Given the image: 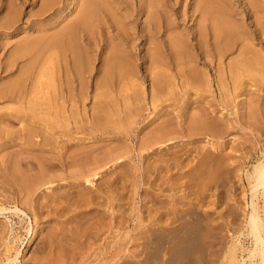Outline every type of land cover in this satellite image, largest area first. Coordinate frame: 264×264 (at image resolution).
Listing matches in <instances>:
<instances>
[{
  "label": "rangeland",
  "instance_id": "rangeland-1",
  "mask_svg": "<svg viewBox=\"0 0 264 264\" xmlns=\"http://www.w3.org/2000/svg\"><path fill=\"white\" fill-rule=\"evenodd\" d=\"M150 1L97 0L99 22L98 26L93 25L91 31L93 46L91 48L84 47L85 43L83 44L77 35L81 46L84 47L83 51L86 54L84 57L91 72L87 76H90L91 79L87 90L89 95L87 105L85 108L78 105L77 112L79 115H76L78 119L75 116L74 118L84 126L83 120L85 121L86 117L90 119L91 114L96 112L94 108L99 100L94 99V96L98 95L99 92L96 93L94 85L99 79L100 72L105 69L104 60L116 50L121 51L126 60L125 64L128 71L130 69L133 73L134 77L132 76L133 78L131 77L129 81L134 84L131 92L134 94L133 96L137 93V98L134 99L129 91L128 95L131 94L132 100L127 105L128 103L124 104L121 96L115 94V91L107 92L105 93L107 96L105 102L107 103L108 118H106L107 121L105 120L104 124L94 127L89 133L75 132L72 124L67 127V130H71L67 134L68 140L65 136H61L62 138L60 137L61 140H59L66 142L68 146L63 151L67 149L66 151L77 156L71 167L66 169L57 167L55 170H48L39 164L44 161L45 163L48 162L51 157L56 158L58 151L52 153L31 152L35 157L29 159L30 163L25 165L21 160L23 157L20 155L22 150L21 133L17 130L22 127L21 124L19 125V116L16 113L19 106L12 102L0 101V117L6 118V116H3L5 112L10 113V116L12 115L11 118H8L11 122L9 128H6L10 136L3 135L4 137L0 138V208L17 207L25 211L32 222L33 231L37 234L35 238L32 234H27L28 219L23 220V217L19 218L17 215L7 214L6 216L9 217V220H7L4 215H0V264L5 262L7 257H14L18 250L17 264H117L124 262V260L125 264L128 261V264H137V256L142 259L139 252L142 249L143 238L149 237L150 230H158L161 222H163L162 225L171 223L169 227L174 229H183L179 231L181 233L185 232L184 234H186L188 232L185 231V225L183 226V224L188 219V212L191 209L188 203L191 205L192 202V206L197 203L202 207L197 204V207L193 206L200 215L206 217L205 228H207V233L204 236L203 232L201 233L202 243L199 241L198 232H195V234L198 233L196 237L193 233L192 235L189 233L187 236V234L180 235L181 233L177 232L179 237L175 232L174 236L170 233L165 239V242H168L167 245L164 242V247L161 248L163 250H161L162 260L167 262L168 257H174L177 258L174 259V263L172 262L173 259L169 258V261L173 264H230L228 258L230 247L237 243L251 248V238L246 237V225L249 214H251L250 204L252 202L248 176L259 161L264 162V0H217V5L220 8L218 14L209 17L208 22L205 23L202 22L200 14L194 12V0H155L153 9L145 7ZM8 2L9 0H0V64L5 62L9 51L13 50L15 44L24 36L35 37L38 33L50 35L54 32V27L68 25L77 13L75 12L72 17H63L54 25H50V21L47 20H43V23L40 24L38 20L41 18L36 15L40 2L37 0H16L19 4L20 21L13 31L6 32L2 27V22L7 11ZM61 2L66 3L67 0H61ZM81 3L82 1L79 2V4ZM140 8H142V11H139ZM252 11L254 12L252 13ZM257 11L259 15H256ZM150 14L157 19V26L170 22L172 24L170 29H173L174 32L170 34L168 32L170 29L167 31L162 30L159 33L160 35L155 37L150 32V28L144 24ZM253 15L255 18L252 17ZM259 22H261V25L258 24ZM217 23L221 24L222 27H231L234 32L233 40L231 39L227 43L224 35L219 33V37L214 42L212 35L219 32L215 28ZM145 30H147L148 35ZM195 32L201 40L200 48L197 47L194 39L197 36ZM175 33L176 35H174ZM199 34H201V37H199ZM260 34L262 35L260 36ZM170 35L172 36L170 37ZM234 36L236 37L234 38ZM181 43L184 46L181 49L180 58L192 59L189 68L191 70L195 69V72L192 73L194 76L189 72L185 74V81L179 77L178 73L189 69L182 66L176 68L171 59V55L179 53ZM171 45L172 49L169 51L168 47L171 48ZM244 46L249 48L250 54H248L247 59L257 61L255 67L260 71L256 74L247 72L244 75L245 70L243 68L237 71V69L231 67L240 58V52ZM3 54L6 55L3 56ZM154 57L161 58V61L166 62V68H163L161 72H167L172 77V87L175 88H167L168 90L166 89L165 93L169 94L164 93V95H168V98L162 96L152 105L149 98L151 77L148 68L152 66ZM262 57L263 59H261ZM256 58L259 60H256ZM16 74L17 70H14L11 74L0 70V86ZM193 77L198 79V82L196 79L194 84L204 83L203 86L194 85L195 87H192L189 82ZM181 82H188L190 85L184 83L186 89L184 85L181 86ZM138 87L143 88V90L141 89L143 92H140ZM197 87L201 89L198 90ZM203 88L205 91H203ZM196 92H199L198 95ZM187 100L190 101L189 106H187ZM114 102L117 103L112 107L111 104ZM166 105L172 107L165 108ZM208 108L213 112H209ZM196 111L198 112L196 113ZM158 114L162 115L161 118ZM174 116L177 118V122ZM14 117H17V119H14ZM168 118H171L172 121ZM215 119H218V121L216 120V122ZM156 121L158 122L156 123ZM148 122L150 123L148 124ZM62 130L61 128L60 131ZM69 140L71 143L67 142ZM157 140H165L163 145L165 144L164 146L167 148H164L163 145L158 147ZM77 142L81 143L78 144ZM167 142L171 146H166L168 145ZM92 144L94 146H90ZM152 148L154 149L153 153L150 152ZM14 150L15 152H12ZM145 151L149 153L147 154ZM185 152L186 154H184ZM158 154L160 155L158 156ZM179 157H182L180 158L181 161ZM172 161H175V163ZM158 163L160 170L156 169ZM176 163L180 166H177ZM98 166H100L97 170L100 179L99 177L97 179L89 177V184L85 182L84 178L88 170ZM106 167L109 168V172H107ZM149 169L152 173H148V171L150 172ZM163 169L165 170L163 171ZM206 170L207 172L211 170V175L209 176L210 172L209 177L204 176L205 173H202L201 180L197 181L196 184V181L193 183L194 180L200 179L201 174L199 175V171L206 172ZM196 173L198 176H195ZM144 175L148 176L149 179ZM49 176L55 178L52 183L45 182ZM209 178L212 179L210 183ZM98 179L100 180L99 183ZM103 179L108 184L103 183ZM217 179L220 180V183L223 181V184H221L224 186ZM213 181L215 185H213ZM167 182L170 184H167ZM160 183L162 185H159ZM150 184H152V187ZM154 184L156 187L153 188ZM158 185L161 187L158 188ZM44 187H46V190L43 189ZM112 187L113 189L117 187V190H113ZM100 189H102V192ZM39 192L41 193L40 197ZM198 193H200V196ZM78 196L81 198L77 199ZM91 198L95 201L93 202ZM42 199L43 202H41ZM82 199L86 204L80 201ZM117 199L123 201L117 202ZM254 202L257 204V212L264 223V188L257 193ZM50 206L59 209L56 208V211H53L54 209H50ZM181 215H184V218ZM171 217L172 219L175 217L181 218V221L170 222ZM152 219L153 223L151 224ZM189 228L190 226L187 229ZM168 236L175 239L172 241ZM181 236L183 239L180 238ZM176 237L183 242H178ZM193 238H196V241ZM169 239L171 242H169ZM192 241H199V244L197 245ZM169 243L170 245L173 243L178 248H174L172 244L171 247L169 246L166 249ZM195 245L198 247L203 245L202 248H198L199 253ZM153 246L156 247L157 245ZM180 248L182 253H180ZM168 249L169 251H167ZM171 249H176L177 252L174 250L173 252ZM201 252L203 253L201 254ZM169 253L173 254L170 255ZM118 257L119 260H117ZM241 257L246 259L247 253L239 254L238 259ZM191 258H194V262L191 261Z\"/></svg>",
  "mask_w": 264,
  "mask_h": 264
},
{
  "label": "bare ground",
  "instance_id": "bare-ground-1",
  "mask_svg": "<svg viewBox=\"0 0 264 264\" xmlns=\"http://www.w3.org/2000/svg\"><path fill=\"white\" fill-rule=\"evenodd\" d=\"M38 2H40V7L36 13V15H38L39 19L38 23L42 24L43 20H47L48 22L50 21V25H54L56 24L60 19H62L63 17L66 16H71L76 13V16L73 18V20L66 26L64 27H54V32L50 35L44 34V33H38L37 36L35 37H29V36H24L21 40H19L16 44L13 50H10L9 53L7 51V56H6V60L3 64H0V70L11 74L13 73V71L17 70V74L8 79L7 81H5L4 83L1 84L0 86V101L2 102H12L15 103L19 106V110L16 112L18 114V122L20 126H22L20 129H17L19 131V133H21V146H22V150L20 152V150H18V152H20V155L23 157L21 160L23 161V163L25 165H28L30 163L29 159L34 158V154H31V152H45V153H52L54 151H58L57 157L56 158H52L45 163H39L40 165H42L44 168L48 169V170H55V168L59 167L61 169H66L68 167H71L72 164L74 163L75 158L77 157L76 155H73L72 153L68 152V151H63L64 148H67L68 146L66 145V142H62L61 140V136H65V138L67 139L69 132H71V130H67V127L72 124L73 129L75 132H88L92 129H94V127L96 126H101L102 124H104L106 118H108V114L106 112V105L107 103L105 102V99L107 98V96L105 95V93L107 92H113L115 91V94H119V96H121V99L123 101L124 104H127L130 100H132L131 94L130 96L128 95L129 91L131 92V89H133L134 84L132 83V81H129L130 78L133 76L132 71H128L127 67H126V60L125 58L122 56L121 51H114L113 54L109 57H106V59L104 60V65H105V69H103L100 72V76L98 81L95 83L94 85V89L98 93V95L94 96V99L99 100V102H97V104L95 105L94 111H96L95 113L91 114L90 119L86 117L85 121L83 120V122L85 123L84 126L81 125V123L79 121H77L74 116L76 117V115H79V113L77 112V106L81 105L83 108H85V106L87 105V100H89V95L87 90L89 89V80L91 79L90 76V70H89V66L88 63L85 59L84 56H86L85 52L83 51L84 47L87 48H91V46H93L92 40L93 38H91L92 35V28L93 25L94 26H98V2L97 0H67L66 3L61 2V0H37ZM82 1L81 4H79V2ZM183 1V0H182ZM186 1V0H185ZM244 1V0H243ZM247 1V0H246ZM151 2V3H150ZM149 2L148 5H146L145 7L149 8V9H153L155 7V5H153L154 2H156L155 0H151ZM217 0H194L193 3V9L194 12H198L200 14V18L202 19V22H208L209 17H211L212 15L218 14L217 12H219L220 8L217 5ZM253 4H255L254 1H252ZM230 3V2H229ZM183 4V3H182ZM250 4V3H249ZM248 4V5H249ZM105 5V3H104ZM174 5V4H173ZM182 6V5H181ZM244 6V5H243ZM250 6V5H249ZM7 11L6 14L4 15V21L2 22V27L4 30H6V32H9L10 30L13 31L16 26L18 25V22L20 21V11L19 10V4H17L16 0H9L8 4H7ZM106 8V7H105ZM251 8L253 9V7L251 6ZM250 8V9H251ZM251 9V10H252ZM147 10V9H146ZM139 11H142V8H140ZM256 11V10H255ZM147 12V11H146ZM162 12V11H161ZM180 12V10H179ZM254 11H252L253 13ZM191 13V12H190ZM193 13V12H192ZM232 13V12H231ZM147 14V13H146ZM145 14V15H146ZM256 14V13H254ZM46 15H48L47 17H45ZM144 15V16H145ZM259 15V12L257 11V14ZM193 16V15H192ZM237 16V15H236ZM242 17V16H241ZM254 17V15L252 16ZM29 18V17H28ZM36 18V17H35ZM143 18V16H142ZM166 18V17H165ZM255 18V17H254ZM257 19V18H256ZM67 20V19H66ZM191 20V19H190ZM242 20V19H241ZM241 20H239L241 22ZM65 21V20H64ZM168 22V21H167ZM157 19L155 18L154 15L148 16V18L146 19V21L144 22V24L150 28V32H152V34L156 37L159 36L162 30H169L172 26V24L166 23L163 24L162 26H157ZM211 23V22H210ZM238 23V22H237ZM243 23V22H242ZM256 24V23H255ZM258 24L261 25V22H259ZM264 24V23H263ZM61 25V24H60ZM199 25V24H198ZM236 25V24H235ZM41 26V25H40ZM257 26V25H256ZM238 27V26H236ZM215 28L217 29V31H219L218 33L215 32L214 35H212V38L215 40L219 37V33L223 34L226 42L229 43L230 40L232 39L234 32L231 29L230 26H226V27H222L221 24L217 23ZM252 28V27H251ZM158 29H160L159 31H157ZM173 29H170L168 32L173 33L174 31H172ZM261 30V29H260ZM147 30H145L146 32ZM176 32V31H175ZM179 32V31H178ZM141 33V32H140ZM245 33V32H244ZM262 33V32H260ZM122 34V33H121ZM147 34V32H146ZM202 34V33H201ZM201 34H199V37H201ZM243 34V33H242ZM77 35L79 36L80 41L84 44L83 46H81V42L79 41V39H77ZM148 35V34H147ZM176 35V33L174 34ZM195 35H197V33L195 32ZM262 34H260L261 36ZM169 36V35H168ZM167 36V37H168ZM172 35H170L171 37ZM237 36V35H236ZM234 36V38L236 37ZM149 37V36H148ZM195 37V36H194ZM246 38V37H245ZM170 39V38H169ZM196 43H197V47L200 48L201 47V40L200 38H198V35L194 38ZM243 39V38H242ZM150 40V39H149ZM148 40V41H149ZM212 40V39H211ZM233 40V39H232ZM150 42V41H149ZM152 42V40H151ZM222 42V41H221ZM225 42V41H224ZM110 43V42H109ZM154 43V42H153ZM173 43V42H172ZM218 43V42H217ZM111 44V43H110ZM115 44V43H114ZM149 44V43H148ZM152 44V43H150ZM241 44V43H240ZM153 45V44H152ZM181 47L179 48V53L177 55H171V59L173 60V64L176 66V68L182 66L183 68L189 69L188 71H180V73H178L179 77L185 81V74H187L189 72V74H192L195 72V69L191 70L189 67L191 65L192 59H187V58H180L179 55L181 52L182 47L184 46L181 43ZM245 45V44H244ZM250 45V44H249ZM132 47V46H131ZM148 47V45H147ZM109 48V46H108ZM151 48V47H149ZM148 48V50H149ZM154 48V47H153ZM241 48V47H240ZM239 48V49H240ZM95 49V48H94ZM152 49V48H151ZM172 49V45L171 48L168 47V50L171 51ZM186 49V48H185ZM219 49V48H218ZM254 49V48H253ZM132 50V49H131ZM134 50V49H133ZM132 50V51H133ZM187 50V49H186ZM152 51V50H150ZM149 51V54H150ZM153 52V51H152ZM239 52V51H238ZM254 52V51H253ZM260 52V51H258ZM216 53V52H215ZM6 54H3L6 55ZM205 54V53H204ZM203 54V55H204ZM249 53V48L248 47H242L241 52H240V58L238 56V61L234 64L233 67L234 69H237V71H239L240 69H244L245 73H243L244 75L247 74V72L249 73H258L260 70H257L256 66V62L253 59H247ZM260 54V53H259ZM207 56V55H206ZM263 56V55H262ZM209 57V56H208ZM191 58V57H189ZM193 58V57H192ZM220 58V57H219ZM237 58V57H236ZM258 58V57H257ZM256 60H259L257 59ZM217 59V58H216ZM263 59V57L261 58ZM202 60V59H201ZM206 60V59H205ZM264 60V59H263ZM262 61V60H261ZM259 63V62H258ZM261 63V62H260ZM21 64V65H20ZM226 64V63H225ZM20 65V66H19ZM128 65V64H127ZM149 65V63H148ZM152 66L148 68L149 72H150V77H151V87H150V101L152 103V105L154 103L157 102V100L159 98H162V96H166L164 95L165 91L167 88L172 87L173 86V81L171 80L172 77L166 72V73H162L161 70L163 68H166V62L165 61H161V58L158 57H154L152 60ZM194 65V64H193ZM221 65V64H220ZM103 66V65H102ZM147 66V65H146ZM208 66V65H206ZM217 66V65H216ZM261 66V65H260ZM133 67V66H132ZM153 67V68H152ZM172 67V66H171ZM230 67V68H231ZM258 67V66H257ZM217 68V67H216ZM101 69V68H100ZM202 69V68H201ZM226 69V68H225ZM228 69V68H227ZM226 69V70H227ZM232 69V68H231ZM175 70V69H174ZM180 70V69H179ZM217 70V69H216ZM205 72V70H204ZM242 72V70H241ZM199 73V72H198ZM218 73V72H216ZM222 73V72H220ZM224 73V71H223ZM234 73V72H233ZM248 73V76H249ZM235 74V73H234ZM241 75H243L242 73H240ZM252 74V76H253ZM193 75V74H192ZM220 75V74H219ZM230 75V74H229ZM237 75V74H236ZM243 75V76H244ZM10 76V75H8ZM194 76V75H193ZM238 77H240L239 75H237ZM257 76V75H255ZM116 77L118 78L116 80ZM134 77V76H133ZM132 77V78H133ZM201 77V76H200ZM203 77V76H202ZM201 77V78H202ZM264 77V76H263ZM255 78V77H254ZM96 79V78H95ZM196 79L195 77L191 78V81L189 82L192 87L195 86H203L204 83L200 84H194L196 83ZM208 79V78H207ZM239 79V78H238ZM241 79V78H240ZM253 79V78H252ZM259 79V78H258ZM261 79V78H260ZM179 80V79H178ZM190 80V79H189ZM201 80V79H200ZM256 80V79H255ZM116 81V83H114ZM204 81V79H203ZM218 81V80H217ZM260 81V80H259ZM262 81V80H261ZM260 81V82H261ZM188 82H181V86H185L184 83H187L188 86L190 85ZM193 82V83H192ZM198 82V79H197ZM239 82V81H238ZM226 83V81H225ZM256 83V82H255ZM200 84V85H199ZM233 84V83H232ZM239 84V83H238ZM195 85V86H194ZM187 86V87H188ZM201 86V87H202ZM222 86V85H221ZM141 87V86H140ZM138 87V88H140ZM143 87V86H142ZM243 87V86H242ZM137 88V90H139ZM175 88V87H172ZM186 88V86H185ZM184 88V89H185ZM198 90L201 89L199 87H197ZM196 88V89H197ZM207 88V87H205ZM93 89V90H94ZM143 90V88H140V92ZM187 89V88H186ZM136 90V87H135ZM168 90V89H167ZM183 91V89H181ZM181 91V92H182ZM203 91L204 88H203ZM94 92V91H93ZM143 92V91H142ZM149 92V91H148ZM171 92V91H169ZM202 92V90H201ZM132 93V92H131ZM139 93V92H138ZM167 93V92H166ZM165 93V94H166ZM174 93V91H173ZM199 92H196V94ZM114 94V95H115ZM137 95V93H135ZM140 94V93H139ZM138 94V96H139ZM144 94V93H143ZM169 94V93H167ZM134 94L132 93V96ZM133 96L134 99L137 98V96ZM198 95V94H197ZM195 95V96H197ZM143 96V95H141ZM168 96V95H167ZM166 96V97H167ZM172 96V95H171ZM165 98V97H164ZM168 98V97H167ZM173 98V96H172ZM109 99V98H108ZM133 99V100H134ZM140 99V98H139ZM115 101V100H114ZM188 104L187 106H189L190 101L188 102V100L186 101ZM194 102V99H193ZM117 103V102H116ZM114 103H110L111 105H113L112 107H114ZM137 103V102H136ZM142 103V102H141ZM195 103V102H194ZM193 103V104H194ZM101 104H103L101 106ZM123 104V106H124ZM171 104V103H170ZM129 105V103L127 104ZM144 105V104H143ZM192 105V104H191ZM190 105V107H191ZM197 105V103H196ZM122 106V107H123ZM131 106V105H130ZM150 106V105H149ZM170 106V105H169ZM166 105L165 108L169 107ZM198 106V105H197ZM201 106V105H200ZM199 106V107H200ZM141 107V106H140ZM164 107V106H163ZM162 107V108H163ZM172 107V106H170ZM187 108V107H186ZM195 108V107H194ZM206 108V107H204ZM113 109V108H112ZM193 109V108H192ZM198 109V108H197ZM202 109V108H201ZM200 109V110H201ZM83 110V109H82ZM81 110V111H82ZM131 110V108H130ZM159 110V109H158ZM163 110V109H162ZM161 110V111H162ZM167 110V109H166ZM206 111V110H204ZM208 111H210V109L208 108ZM84 112V111H83ZM82 112V113H83ZM109 112V111H108ZM128 112V111H127ZM198 111H196L197 113ZM213 112V111H212ZM85 113V112H84ZM91 113V112H90ZM178 113V112H177ZM3 114V113H2ZM10 114V113H9ZM7 112H5L3 114V116H6V118L0 117V138L4 137L5 135H9L7 133V129L9 128V123L10 120L8 118H11V116L9 115ZM160 114H162L160 112ZM158 114V115H160ZM194 114V113H193ZM214 114V113H213ZM212 114V116H214ZM84 115V114H83ZM111 115V114H110ZM118 115V114H117ZM127 115V114H126ZM132 115V114H131ZM177 115V114H176ZM211 116V113L209 114ZM15 116V115H13ZM85 116V115H84ZM119 116V115H118ZM117 116V117H118ZM154 116V114H153ZM162 115H160L161 118ZM183 116V115H182ZM156 117V116H155ZM175 117V116H174ZM178 117V116H177ZM13 118V117H12ZM17 119V117H14V119ZM77 118V117H76ZM85 118V117H84ZM83 118V119H84ZM166 118V117H165ZM173 118V117H172ZM193 118V117H191ZM213 118V117H212ZM211 118V119H212ZM78 119V118H77ZM110 119V118H109ZM113 119V118H112ZM117 119V118H116ZM169 119V118H168ZM194 119V118H193ZM73 120V121H72ZM130 120V119H129ZM132 120V119H131ZM158 120V119H157ZM162 120V119H161ZM160 120V121H161ZM164 120V119H163ZM171 120V118L169 119ZM218 121V119H215V121ZM107 121V120H106ZM112 121V120H111ZM152 121V119H151ZM172 121V120H171ZM175 121L177 122V118L175 117ZM214 121V122H215ZM216 121V122H217ZM109 122V121H108ZM153 122V121H152ZM151 122V124H152ZM158 121H156L157 123ZM215 122V123H216ZM221 122V121H220ZM150 122H148L149 124ZM154 123V122H153ZM163 123V122H162ZM195 123V122H194ZM197 123V122H196ZM222 123V122H221ZM130 124V123H129ZM155 124V123H154ZM175 124V123H173ZM18 125V126H19ZM161 125V124H160ZM163 125V124H162ZM178 125V123H177ZM175 125V126H177ZM3 126V127H2ZM146 126V125H145ZM164 126V125H163ZM117 127V126H116ZM161 127V126H160ZM159 127V128H160ZM165 127V126H164ZM61 128L63 129L62 131ZM174 128V126H173ZM177 128V127H176ZM217 128V127H216ZM60 129V130H59ZM100 129V128H99ZM17 131V132H18ZM165 131V130H164ZM119 132V131H118ZM61 134V135H60ZM158 134V133H157ZM4 135V136H3ZM147 135V133H146ZM149 135V134H148ZM10 136V135H9ZM17 136V135H15ZM61 137V138H60ZM162 137V136H161ZM72 138V137H71ZM9 139V138H8ZM60 139V140H59ZM83 139V138H82ZM15 140V138H14ZM68 140V139H67ZM71 140V139H70ZM67 141V142H70ZM88 140V139H87ZM4 141V139H3ZM139 141V139H138ZM62 142V143H61ZM162 142V143H161ZM164 141H158L156 142V144H158V147H161L163 145ZM71 143V142H70ZM75 143V142H74ZM78 143V142H77ZM81 143V142H79ZM78 143V144H79ZM20 144V142H19ZM73 144V143H72ZM88 144V142H87ZM95 144V143H94ZM168 144V142H167ZM6 145V144H5ZM96 145V144H95ZM165 145V144H164ZM163 145V146H164ZM18 146V145H17ZM72 146V145H71ZM75 146V145H74ZM79 147V145H77ZM83 146V145H82ZM87 146V145H86ZM89 146V145H88ZM90 146H94L93 144ZM89 146V147H90ZM101 146V145H100ZM166 146H171V145H166ZM70 147V146H69ZM107 147V146H106ZM151 147V145H150ZM216 147V146H215ZM19 148V146H18ZM80 148V147H79ZM164 148H167L164 146ZM78 149V148H77ZM158 149V148H156ZM155 149V150H156ZM215 149V148H214ZM218 149V148H217ZM70 150V149H69ZM76 150V149H74ZM82 150V149H81ZM100 150V149H97ZM117 150V149H116ZM151 150V151H150ZM149 151L152 152L154 149H150ZM159 150H161V148H159ZM166 150V149H164ZM163 150V151H164ZM95 151V150H94ZM148 151V149H147ZM147 151H145L147 153ZM158 151V150H157ZM12 152H15L12 151ZM30 152V153H28ZM73 152V151H71ZM75 152V151H74ZM99 152V151H97ZM162 152V150H161ZM87 153V152H86ZM95 153V152H94ZM149 153V152H148ZM147 153V154H148ZM153 153V152H152ZM178 153V152H177ZM12 154V153H11ZM39 154V153H38ZM42 154V153H41ZM40 154V156H41ZM55 154V153H54ZM93 154V153H92ZM100 154V153H99ZM108 154V153H107ZM144 154V153H143ZM142 154V155H143ZM173 154V153H172ZM186 154V152L184 153ZM9 155V153H8ZM19 155V154H18ZM156 155V154H155ZM160 154H158L159 156ZM163 156V154H161ZM11 156V155H10ZM38 156V155H36ZM146 156V155H145ZM152 156V155H151ZM168 156V155H167ZM170 156V155H169ZM174 156V155H173ZM181 156H183L181 154ZM214 156V155H213ZM39 157V156H38ZM87 157V156H86ZM144 157V156H143ZM149 157V156H148ZM43 158V157H42ZM123 158V157H121ZM145 158V157H144ZM182 157H179V160ZM211 158V156H210ZM209 158V159H210ZM9 159V158H7ZM41 159V158H40ZM151 159V158H149ZM153 159V157H152ZM177 159V158H176ZM186 159V158H185ZM208 159V160H209ZM45 160V159H43ZM121 160V159H120ZM162 160V158H161ZM178 160V159H177ZM183 160V159H182ZM79 161V160H78ZM118 161V159H117ZM149 161V160H148ZM147 161V163H148ZM181 161V160H180ZM179 161V162H180ZM184 161V160H183ZM41 162V161H40ZM76 162V161H75ZM84 162V160H83ZM114 162V161H113ZM123 162V161H122ZM150 162V161H149ZM175 163V161H172ZM171 162V163H172ZM216 162V161H215ZM220 162V161H219ZM9 163V161H8ZM119 163V162H118ZM121 163V161H120ZM154 163V162H153ZM152 163V164H153ZM168 163V162H167ZM210 163V162H209ZM221 163V162H220ZM114 164V163H113ZM112 164V165H113ZM122 164V163H121ZM120 164V165H121ZM151 164V165H152ZM156 164V162H155ZM169 164V163H168ZM257 164V163H256ZM116 165V164H115ZM144 165V164H143ZM172 164H170L171 166ZM175 165V164H173ZM177 165V163H176ZM221 165V164H220ZM117 166V165H116ZM122 166V165H121ZM154 166V165H152ZM168 166V165H167ZM180 166V165H177ZM176 166V167H177ZM208 166V165H207ZM215 166V165H214ZM109 167V166H108ZM111 167V166H110ZM113 167V166H112ZM111 167V168H112ZM120 167V166H119ZM144 167V166H142ZM161 167V166H160ZM169 167V166H168ZM167 167V169H168ZM173 168V166H171ZM170 167V168H171ZM212 167V164H211ZM100 168V166L94 168V169H90L88 170V173L85 175V182H89L88 178L92 177L94 179H97L99 177V171L97 172V170ZM117 168V167H116ZM121 168V167H120ZM151 169V167H149ZM164 168V167H163ZM213 168V167H212ZM107 169V167H106ZM105 169V171H106ZM109 169V168H108ZM107 169V170H108ZM143 169V168H142ZM149 169V170H150ZM153 169V167H152ZM156 169H159V163H158V167ZM178 169V168H177ZM207 169V168H206ZM208 169H210L208 167ZM222 169V168H220ZM119 170V169H118ZM121 170V169H120ZM165 169H163L164 171ZM117 171V170H116ZM153 171V170H152ZM162 171V172H163ZM202 171V170H201ZM199 171V178L201 176H208L209 172L211 170H208L209 172H201ZM109 172V170L107 171ZM121 172V171H120ZM158 172V170H157ZM224 172V171H223ZM222 172V174H223ZM104 173V172H103ZM116 173V172H114ZM148 173H152L151 170L150 172L148 171ZM154 173V172H153ZM160 173V172H159ZM166 173V172H165ZM198 173V172H197ZM196 173L195 176H198ZM202 173H205L202 175ZM207 174V175H206ZM214 174V173H213ZM226 174V173H225ZM16 175V174H15ZM20 175V174H19ZM152 175V174H151ZM157 175H159L157 173ZM211 175V172L209 174V176ZM215 175V174H214ZM101 176V175H100ZM143 176V175H142ZM208 176V177H209ZM220 176V175H219ZM218 176V177H219ZM5 177V176H4ZM103 177V176H102ZM101 177V178H102ZM106 177V176H105ZM144 177H148L145 176ZM156 177V176H155ZM160 177V175H159ZM157 177V178H159ZM163 177H165L163 175ZM221 177V176H220ZM2 178V177H1ZM121 178V177H120ZM157 178H155L157 180ZM166 178V177H165ZM195 178V177H194ZM203 178V177H202ZM205 179H207L206 177H204ZM222 178V177H221ZM23 179V178H22ZM43 179V177H42ZM54 177L49 176L45 182L47 183H52L54 181ZM100 179V177H99ZM98 179V180H99ZM149 179V177H148ZM4 180V179H3ZM107 180V179H106ZM119 180V178H118ZM117 180V181H118ZM124 180V179H122ZM145 180V179H144ZM160 180V179H159ZM162 180H164L162 178ZM189 180V179H188ZM201 180L200 179H196V180H192L193 183L195 182V184L197 183V181ZM204 180V179H203ZM212 179L209 178V183ZM220 183V180L217 179ZM216 180V181H217ZM223 180V179H221ZM158 181V180H157ZM156 181V182H157ZM170 181V180H169ZM248 181H249V185H250V189H251V198H252V202H251V214H249V218L247 221V225H246V237H250L251 238V248L248 247H244L241 246L240 244H234L232 247H230L228 249V258L230 261V264H264V223L262 222V219L260 218L258 212H257V204H255L254 199H256L257 193L264 188V162H260L253 167L252 172L249 173L248 176ZM28 182V181H27ZM100 182V180L98 181V183ZM106 182L103 179V183ZM119 182V181H118ZM125 182V180L123 181ZM164 182V181H162ZM161 182V183H162ZM5 183V182H4ZM64 183V182H63ZM66 183V182H65ZM95 183V182H94ZM107 183V182H106ZM122 183V182H120ZM158 183V182H157ZM159 185H162V184ZM169 182H167L168 184ZM199 183V182H198ZM221 183L223 184V181H221ZM220 183V184H221ZM67 184V183H66ZM89 184V183H88ZM108 184V183H107ZM107 184H105L107 186ZM145 184V183H144ZM156 184V183H155ZM153 185V188L156 187V185ZM170 184V183H169ZM200 185H202L201 183H199ZM198 184V185H199ZM221 184V185H222ZM100 185V184H98ZM111 185V184H110ZM118 185V184H117ZM121 185V184H120ZM152 187V184H150ZM158 185V188L161 187ZM164 185V184H163ZM172 185V184H171ZM170 185V186H171ZM175 185V184H174ZM213 185H215V182L213 181ZM212 185V186H213ZM54 186V185H53ZM56 186V185H55ZM66 186V185H65ZM70 186V185H68ZM72 186V185H71ZM77 186V185H76ZM104 186V184H103ZM113 186V185H112ZM115 186V185H114ZM122 186V185H121ZM125 186V185H124ZM166 186V185H165ZM168 186V185H167ZM193 186V185H192ZM190 186V187H192ZM196 186V185H194ZM224 186V185H222ZM226 186V185H225ZM47 187V185H46ZM46 187H44L43 189L46 190ZM50 187V185H49ZM75 187V186H73ZM105 187V186H104ZM110 187V186H109ZM120 187V186H119ZM169 187V186H168ZM200 187V186H199ZM220 187V185H219ZM218 187V188H219ZM61 188V186H60ZM66 188V187H65ZM68 188V187H67ZM66 188V189H67ZM101 188V187H99ZM117 188V187H116ZM116 188H114L115 190H117ZM150 188V187H149ZM211 188V185H210ZM42 189V190H43ZM71 189V188H70ZM107 189V188H106ZM113 189V187H112ZM113 189V190H114ZM120 189V188H119ZM201 189V188H200ZM212 189V188H211ZM44 190V191H45ZM56 190V189H55ZM54 190V193H55ZM102 192V189H100ZM112 190V192H113ZM122 190V189H121ZM163 190V189H161ZM40 191V190H38ZM50 191V190H49ZM41 192V191H40ZM39 192V193H40ZM110 192V193H112ZM119 192V191H117ZM122 192V191H120ZM119 192V193H120ZM38 193V192H37ZM116 193V192H114ZM124 193V192H122ZM49 194V193H48ZM113 194V193H112ZM200 196V193H198ZM35 195V194H34ZM41 193L39 194L40 197ZM73 195V194H72ZM85 195V194H84ZM87 195V194H86ZM89 195V194H88ZM115 195V194H114ZM117 195V193H116ZM38 196V195H36ZM76 196V194H75ZM94 196V195H93ZM73 197V196H72ZM83 197V196H82ZM92 197V196H91ZM96 197V196H95ZM94 197V198H95ZM116 197V196H114ZM121 197L124 199V197L121 195ZM34 198V197H33ZM68 198V197H67ZM76 198V197H75ZM81 197L78 196L77 199H79ZM112 198V197H111ZM171 198V197H170ZM32 199V198H31ZM36 199V197H35ZM92 199V198H91ZM99 199V198H98ZM101 199V198H100ZM34 200V199H33ZM38 200V199H36ZM52 200V199H51ZM50 200V201H51ZM96 200V198H95ZM94 200V201H95ZM122 200V199H120ZM119 199H117V202L119 201ZM49 201V200H48ZM70 201V199H69ZM79 201V200H78ZM82 203H84V200H80ZM79 201V202H80ZM93 201V199H92ZM93 201V202H94ZM98 201V200H97ZM123 201V200H122ZM43 202V199L42 201ZM80 202V203H81ZM48 203V202H47ZM191 203V202H190ZM201 203V202H200ZM51 205V202L49 203ZM59 204V202H58ZM70 204V203H69ZM75 204V203H74ZM78 204V203H77ZM86 204V203H84ZM90 204V203H89ZM88 204V205H89ZM119 204V203H118ZM193 204V202H192ZM189 205L188 206L191 207V209H189L188 212V219L185 220V223L183 224V226L185 225V231H188L186 234L188 236V234L190 233V235L195 234V232H198L200 236V243H202V239H201V233L203 232V236L206 235V217L202 216L199 214L198 211H196V209H194L193 206H196V204H194L193 206ZM45 205L47 206V204L45 203ZM71 205V204H70ZM87 205V206H88ZM95 205V204H94ZM202 205V204H201ZM55 206V205H53ZM58 206V205H57ZM83 206V205H82ZM199 207H201L200 205H198ZM48 207V206H47ZM46 207V208H47ZM65 207V206H63ZM193 207V208H192ZM57 208V207H56ZM56 208H52V206H50V209H54L53 211H56ZM117 208V207H115ZM119 210L120 207L118 206ZM202 208V207H201ZM48 209V208H47ZM59 208H57L58 210ZM52 211V212H53ZM63 211V210H62ZM45 212V210H44ZM44 212H42L44 214ZM47 212V211H46ZM202 212V211H201ZM230 213V212H229ZM234 213V212H232ZM7 214H14L17 215L19 218L23 217V220L26 218L28 219V231L27 234L30 233L34 236L37 235L35 233V231H33L32 229V222L30 220V218L28 217L27 213L17 207L15 208H0V215H4L5 218L7 220H9V217L6 216ZM186 214V213H185ZM162 215V214H161ZM187 215V214H186ZM226 215H228L226 213ZM232 215V214H231ZM64 216V215H63ZM172 216V215H171ZM184 215H181V217ZM166 217V215H165ZM235 217V216H234ZM233 217V219H234ZM34 218V216H33ZM168 218V216H167ZM175 217L174 219H170V222H175L176 220L181 221V218H177ZM35 219V218H34ZM164 219V218H163ZM166 219V218H165ZM30 220V221H29ZM153 219L150 221V223L152 224ZM158 221V220H157ZM164 222H166L164 220ZM163 222H161V225L159 226L158 230L153 229L154 230H150L151 234L149 235V237H145L143 238V243H142V249L140 250V252L137 250V252H139V256H142V259H140V257L137 256V264H173L174 263V259L177 258H170L168 257V261L166 262L165 260H162V252L161 250L163 249L162 246L163 244H165L167 239V235H170V233H172V235L174 236V234L183 229H174L172 227H169L171 223H167L166 225H162ZM177 223V222H176ZM155 224V223H154ZM196 224V225H195ZM236 224V223H234ZM233 224V225H234ZM190 228L187 229L189 226ZM229 225V224H228ZM182 226V224H181ZM182 226V227H183ZM208 227V226H207ZM181 228V227H180ZM8 229L10 230V227L8 226ZM1 232V231H0ZM159 232V233H158ZM175 232V233H174ZM11 233V231H10ZM181 233V232H179ZM185 232L181 233L180 235H186L184 234ZM196 233V234H198ZM196 234L194 235L196 237ZM179 237V234H177ZM172 236V237H173ZM186 236V237H187ZM245 236V234H244ZM142 237V236H141ZM169 237V236H168ZM185 237V236H184ZM140 238V237H139ZM138 238V239H139ZM172 241L175 238H171L169 237ZM177 238V237H176ZM181 239L182 236L180 237ZM189 238V237H188ZM191 238V237H190ZM141 239V238H140ZM169 239V242H171ZM178 239V238H177ZM187 239V238H186ZM199 239V238H198ZM238 239V238H237ZM185 240V238H184ZM190 240V239H189ZM193 240L196 241V238H193ZM140 241V240H138ZM188 241V240H186ZM185 241V242H186ZM198 242H194L195 244H199ZM165 242V243H164ZM177 242V240H176ZM178 242L182 243L183 241H180V239H178ZM191 242V241H189ZM168 243V242H167ZM167 243L165 245H167ZM175 243V241H174ZM179 243V244H180ZM173 244V243H172ZM171 244V245H172ZM184 244V243H183ZM188 244V243H187ZM153 245H157L156 247H154ZM169 245L166 247V249L170 246ZM178 245V244H177ZM195 245L197 247V249L199 247L202 248L201 245H199V247ZM174 248L177 247L173 244ZM172 246V248H173ZM164 247V246H163ZM185 247V246H183ZM162 248V249H161ZM178 248V247H177ZM170 249V248H169ZM169 249L167 251H169ZM181 249V248H180ZM179 249V250H180ZM200 249V248H199ZM198 249V253L199 250ZM204 249V248H203ZM202 249V250H203ZM172 250V249H171ZM174 250V249H173ZM172 250V251H173ZM19 251V250H18ZM16 252L14 257H7L6 261L3 262L2 264H17V259L19 256V252ZM163 251V250H162ZM176 251V249L174 250ZM173 251V252H174ZM171 252V251H170ZM177 252V251H176ZM166 253V251H165ZM180 253H182V249L180 250ZM179 253V254H180ZM203 252H201L202 254ZM243 253H247V257L246 259L244 257H241L240 259H238L239 254H243ZM167 254V253H166ZM170 254V253H169ZM173 253H171L170 255H172ZM177 254V253H176ZM118 255V253H117ZM161 255V256H160ZM178 255V254H177ZM120 256V255H119ZM164 258L165 255H163ZM167 256V255H166ZM173 259V263L170 262V259ZM192 259V258H191ZM194 259V258H193ZM191 260L192 262H194V260ZM117 260H119V257L117 258ZM167 260V259H166ZM190 261V260H189ZM125 262V260H124ZM124 262L121 263H117V264H125ZM129 263V261H128ZM127 263V264H128ZM132 264V263H131ZM189 264H193V263H189ZM197 264V263H196Z\"/></svg>",
  "mask_w": 264,
  "mask_h": 264
}]
</instances>
